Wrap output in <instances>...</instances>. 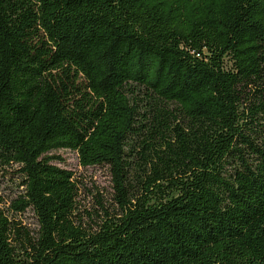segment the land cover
<instances>
[{
    "label": "trees",
    "instance_id": "trees-1",
    "mask_svg": "<svg viewBox=\"0 0 264 264\" xmlns=\"http://www.w3.org/2000/svg\"><path fill=\"white\" fill-rule=\"evenodd\" d=\"M0 188V264H264V0H0Z\"/></svg>",
    "mask_w": 264,
    "mask_h": 264
},
{
    "label": "rangeland",
    "instance_id": "rangeland-1",
    "mask_svg": "<svg viewBox=\"0 0 264 264\" xmlns=\"http://www.w3.org/2000/svg\"><path fill=\"white\" fill-rule=\"evenodd\" d=\"M62 158L61 162L54 163L71 169L78 179V197L80 210L91 211L96 207L95 195L99 194L104 201L109 200L112 192L110 174L107 167L87 166L82 167L78 164L77 156L74 152L68 150H58L53 152ZM3 189L0 188V194ZM5 193L7 191L5 190ZM6 195V194H5ZM22 223L31 229L35 228L36 220L30 212H26L21 217Z\"/></svg>",
    "mask_w": 264,
    "mask_h": 264
}]
</instances>
